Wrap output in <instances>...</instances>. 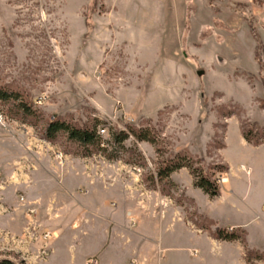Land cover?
I'll return each instance as SVG.
<instances>
[{
    "label": "rangeland",
    "instance_id": "374dc122",
    "mask_svg": "<svg viewBox=\"0 0 264 264\" xmlns=\"http://www.w3.org/2000/svg\"><path fill=\"white\" fill-rule=\"evenodd\" d=\"M0 88V261L225 264L192 241L222 229L264 264V0H0ZM54 117L128 139L85 156Z\"/></svg>",
    "mask_w": 264,
    "mask_h": 264
},
{
    "label": "trees",
    "instance_id": "16d2710c",
    "mask_svg": "<svg viewBox=\"0 0 264 264\" xmlns=\"http://www.w3.org/2000/svg\"><path fill=\"white\" fill-rule=\"evenodd\" d=\"M18 100L17 95H14L11 92L6 91L5 89L0 88V102H13ZM15 106V110L17 114L21 115V118L25 119L34 115L31 106L27 104L20 103ZM99 122L97 119H94L91 125H75L67 123L66 121L62 120L59 117H54L52 120L48 122L44 131V138L47 141L54 142L58 136H65L66 139L76 145L80 146L84 150V155L89 156L93 152H102L107 153L108 149H113V146L121 148L123 143L128 139V135L123 132L119 131L116 133H111L110 140H106L104 135L99 133L97 130V126L101 125V129H106L104 126L105 123ZM130 134L137 140V141H149L150 137L144 130H131ZM108 135V134H107ZM109 136V135H108ZM246 141H251V139L245 135ZM111 144V145H110ZM264 144V140H263ZM258 145V144H257ZM110 147V148H109ZM92 149V150H91ZM115 153L111 155L108 153L107 156L109 159H114ZM183 167H188V164H185L181 157L175 156L171 158L165 167L161 168L157 173V178L159 180H163L168 178L169 175ZM222 170L227 172L226 167H221ZM192 173L195 177L194 185L195 187L199 188L203 193L208 195L210 198H214L219 196V187L216 180L213 178V174L210 176L204 173V170L201 166L198 167V172L196 170H192ZM213 238L222 241H234L239 240L240 235L236 233H226L225 230L216 229L211 232ZM260 259V258H259ZM0 264H13L8 260H1Z\"/></svg>",
    "mask_w": 264,
    "mask_h": 264
},
{
    "label": "crops",
    "instance_id": "0c3cea01",
    "mask_svg": "<svg viewBox=\"0 0 264 264\" xmlns=\"http://www.w3.org/2000/svg\"><path fill=\"white\" fill-rule=\"evenodd\" d=\"M219 196L215 198H219ZM213 221L217 225V221H215V219ZM230 226L236 229H242L243 225H230ZM211 228L214 229V226L213 227L211 226ZM193 237H194L192 240L193 242L203 244L204 250H206L208 254H212L216 258L221 259L225 264H228L229 262L234 263V260L236 262V260H238L240 256H241V261H243L242 259L244 256L243 247L241 244L237 242L217 240L213 238L212 235L209 236L207 232L201 235H197L193 233ZM246 238H247V243L249 244V246L255 249V251H258L257 248L253 246V244H251L247 233H246Z\"/></svg>",
    "mask_w": 264,
    "mask_h": 264
},
{
    "label": "built area",
    "instance_id": "2783aa9c",
    "mask_svg": "<svg viewBox=\"0 0 264 264\" xmlns=\"http://www.w3.org/2000/svg\"><path fill=\"white\" fill-rule=\"evenodd\" d=\"M36 103H37L38 105H41L42 100H41V99H38V100L36 101ZM3 121H4V116L0 114V122H3ZM99 133L103 135V134H105V130H104V129H101V130L99 131ZM60 156H61V155L59 154V158H60ZM242 169H243V167H242ZM224 177H225V176H224L223 174H220V176H218V177L216 178V182H217V183H222V182H224ZM229 231H231V229H230ZM42 238H43L45 241H50V240L53 238V234H51L50 232H46V233H44V235L42 236ZM194 254H196V251L194 252ZM86 264H97V260L94 259V258H90L89 260H87ZM131 264H136V262L133 261Z\"/></svg>",
    "mask_w": 264,
    "mask_h": 264
},
{
    "label": "water",
    "instance_id": "95a60500",
    "mask_svg": "<svg viewBox=\"0 0 264 264\" xmlns=\"http://www.w3.org/2000/svg\"><path fill=\"white\" fill-rule=\"evenodd\" d=\"M202 73H200L199 75H201Z\"/></svg>",
    "mask_w": 264,
    "mask_h": 264
}]
</instances>
